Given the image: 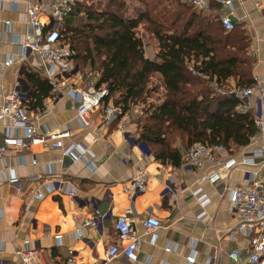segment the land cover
Returning <instances> with one entry per match:
<instances>
[{
  "label": "crops",
  "instance_id": "0c3cea01",
  "mask_svg": "<svg viewBox=\"0 0 264 264\" xmlns=\"http://www.w3.org/2000/svg\"><path fill=\"white\" fill-rule=\"evenodd\" d=\"M55 0H0V103L2 93L18 84L27 100L30 86L25 71L45 77L46 66L35 51L21 44L27 31L26 9L29 3L47 5ZM209 15H229L233 24H240L249 36L247 53L253 59L252 76L264 82V0H230L231 8L219 0H208ZM47 26L50 11L40 14ZM146 48V46H145ZM155 46L149 57L155 53ZM10 57L8 65L4 61ZM59 72V71H57ZM86 72L56 74L51 81V96L43 109L28 110L37 134L45 130L70 129V136L50 149L24 146L0 159V261L3 264H24L17 251L28 246L42 250V264H63L73 250L77 264H247L249 246L244 236L229 239L223 231L233 227L237 217L229 212L227 188L245 180L246 171L264 174L263 156L254 157V165H238L226 169L221 163L204 162L200 168L184 164L173 166L152 158L145 164L148 173L146 190L134 194L123 188L136 174L135 160L140 155L138 124L126 113L104 123L102 107L92 111L90 130L83 129L71 108L66 91L84 85ZM97 80L98 73H92ZM253 78V77H252ZM235 88L234 86L232 89ZM245 104L246 101L242 100ZM249 108L256 109L254 97L248 98ZM133 111V110H132ZM0 122V140L6 136ZM12 134L23 137L21 128ZM79 145L84 154L73 158L63 153L69 144ZM264 148V135L256 133L245 146L220 151V161L230 157L241 159ZM68 156L70 159H65ZM88 160H86V158ZM216 174L210 181L204 175ZM16 178V182L9 179ZM75 189L68 192L69 185ZM37 192L41 197H37ZM206 198L201 202L199 196ZM97 209L103 214L98 226H83V221ZM127 215L139 235L136 259L122 253L107 259L105 250L117 241L113 222L119 214ZM160 221L154 235L141 226L146 215ZM58 236V237H57ZM169 246V249L166 247ZM236 248L238 257L228 253ZM193 257V260H188Z\"/></svg>",
  "mask_w": 264,
  "mask_h": 264
},
{
  "label": "trees",
  "instance_id": "16d2710c",
  "mask_svg": "<svg viewBox=\"0 0 264 264\" xmlns=\"http://www.w3.org/2000/svg\"><path fill=\"white\" fill-rule=\"evenodd\" d=\"M134 1L143 6L128 15L125 0H79L58 28L59 43L74 51L77 71L98 73L96 87L108 91L102 103L111 99L122 115L144 102L155 90L150 79L157 77L162 94L142 107L146 116L137 140L161 163L179 166L196 142L227 150L247 145L258 131L254 113L228 93L254 84L245 29L233 24L226 30L216 15L187 0ZM139 26L153 40L152 57L145 54L148 37ZM24 74L27 109H43L50 81L34 71Z\"/></svg>",
  "mask_w": 264,
  "mask_h": 264
},
{
  "label": "built area",
  "instance_id": "2783aa9c",
  "mask_svg": "<svg viewBox=\"0 0 264 264\" xmlns=\"http://www.w3.org/2000/svg\"><path fill=\"white\" fill-rule=\"evenodd\" d=\"M79 0H55L47 5H39L29 3L26 9V25L27 31L24 41L21 44L23 49H30L36 52L39 60L46 66L45 76L55 86L57 84L56 74L69 75L74 65L72 63L73 49L67 44L59 43L58 27H47L41 21V12L45 9L50 11L51 21L61 24L66 15L71 11L72 6ZM191 5L208 10L210 3L208 0H187ZM223 4L229 6L230 0H219ZM218 21L226 30L233 28V22L226 13L218 16ZM50 22V21H49ZM1 48V45H0ZM8 57L3 63L8 65L11 62ZM59 71V72H57ZM84 85L73 86L66 91L71 99V108L75 111V118L83 129L90 130L92 125V111L97 107H102L104 115V123L109 124L116 114H120L121 110L115 106L110 99L107 104L102 103V97L108 91L105 87H96L97 80L92 76L91 72H86ZM254 84L242 88H233L229 90V94L236 98L246 101L242 105V109H248V98L254 97L256 101V109L254 110V123L257 127V133L264 135V82H259L258 77L253 75ZM25 97L18 89V84L8 91H4L0 103V122L3 123L6 136L0 140V159H3L7 153L18 151L24 146H39L43 149H50L60 145L62 140L70 136V129L61 130H45L43 133L37 134L35 131V123L27 116V107L25 105ZM21 128L23 137L12 134L13 129ZM140 155L134 164L137 174L125 185L124 192L134 194L146 190L148 173L145 164L151 159L150 153L147 151L145 144L139 143ZM226 150L222 144L207 145L203 142H196L182 154L184 164H190L196 168H200L204 162L221 163L226 169L237 167L238 165H254L255 156H263L261 167L264 169V148L255 149L252 155L243 156L241 159L230 157L224 161H220L217 154ZM63 153L73 158L82 157L84 150L77 144L71 143L66 146ZM86 158V157H85ZM86 160H88L86 158ZM210 181L216 179V174L204 175ZM10 182H16V178L9 179ZM69 185V184H68ZM68 192L74 193V188L69 185ZM230 199L229 212L237 217V222L233 227L227 228L223 233L232 239L235 235L244 236L249 246V255L247 264H264V174L259 176L257 171H246L245 180L239 186L227 188ZM37 197H41V193L37 192ZM201 202H205L203 195L199 196ZM129 211L119 214L113 222V230L117 241H125L126 244L119 248L118 244H112L105 250L107 259L114 258L117 254L122 253L130 260L136 259V245L139 238L137 230L132 224L131 218L127 215ZM103 214L95 209L93 213L87 217L83 226H98L101 223ZM160 225V221L153 215H146L141 221L143 229L154 235L155 229ZM58 237V236H57ZM170 247L167 246L166 249ZM20 259L24 264H42V250L38 247L28 246V240L24 241V248L17 251ZM228 256L236 260L238 250L232 249ZM188 260L192 261L193 257ZM0 264H3L0 261ZM63 264H77L73 250H69L68 256Z\"/></svg>",
  "mask_w": 264,
  "mask_h": 264
},
{
  "label": "rangeland",
  "instance_id": "374dc122",
  "mask_svg": "<svg viewBox=\"0 0 264 264\" xmlns=\"http://www.w3.org/2000/svg\"><path fill=\"white\" fill-rule=\"evenodd\" d=\"M126 2V12L128 15H132L134 13H136L134 11V8H140L143 6L142 3H138L134 0H125ZM87 2H89V0H87ZM100 3H104V1L100 2ZM139 32L140 34L144 37H148V43H146V48H145V54L148 56V55H151L152 54V51H153V40L150 38V36L145 33L143 31V28L142 26H139ZM91 73H94V72H91ZM94 77V76H93ZM95 78V77H94ZM157 77L156 76H153L151 79H150V88L151 89H155L153 92H150V94L145 98L144 102L143 103H139L138 105L136 106H133L132 109L129 113H130V120H133L136 124H140L142 122V119L146 116V114L142 111V107L146 108L149 104L148 103H154V102H158L160 100V96L162 94V88L160 87L159 85V82L158 80L156 79ZM96 79V78H95ZM139 129V128H138ZM138 132H140V129L138 130ZM147 148V151L149 153H151L150 149L146 146Z\"/></svg>",
  "mask_w": 264,
  "mask_h": 264
},
{
  "label": "water",
  "instance_id": "95a60500",
  "mask_svg": "<svg viewBox=\"0 0 264 264\" xmlns=\"http://www.w3.org/2000/svg\"><path fill=\"white\" fill-rule=\"evenodd\" d=\"M61 24H57V23H53V21L50 20V22L48 23L47 27L51 28V27H61ZM77 71V67L74 66L72 72H76ZM65 159H70L68 156L65 157Z\"/></svg>",
  "mask_w": 264,
  "mask_h": 264
}]
</instances>
